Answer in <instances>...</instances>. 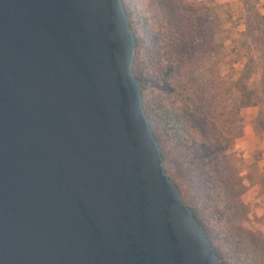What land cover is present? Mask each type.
I'll use <instances>...</instances> for the list:
<instances>
[{"label": "water", "instance_id": "water-1", "mask_svg": "<svg viewBox=\"0 0 264 264\" xmlns=\"http://www.w3.org/2000/svg\"><path fill=\"white\" fill-rule=\"evenodd\" d=\"M122 0H0V264H224L165 173Z\"/></svg>", "mask_w": 264, "mask_h": 264}, {"label": "trees", "instance_id": "trees-1", "mask_svg": "<svg viewBox=\"0 0 264 264\" xmlns=\"http://www.w3.org/2000/svg\"><path fill=\"white\" fill-rule=\"evenodd\" d=\"M135 50L145 45L162 64V72L143 76L137 57L132 72L141 85L142 105L163 158L169 143L186 150L197 168L196 178L208 201L202 208L190 207L224 264H264V253L244 238L215 234L214 220L230 224L226 195L238 187L239 174L229 162L239 133L241 111L251 99L244 81L235 83L241 93L239 105H230L232 86L212 67L202 74L210 56L220 22L212 4L198 0H122ZM264 19L249 17L245 36L250 49L264 62ZM144 30L138 31V26ZM250 57L244 79L252 75ZM260 94L264 100V69ZM264 131V116L261 122Z\"/></svg>", "mask_w": 264, "mask_h": 264}, {"label": "rangeland", "instance_id": "rangeland-1", "mask_svg": "<svg viewBox=\"0 0 264 264\" xmlns=\"http://www.w3.org/2000/svg\"><path fill=\"white\" fill-rule=\"evenodd\" d=\"M212 4L218 15L220 28L214 35L210 56L204 60L202 74L214 67L221 78L231 86L230 105H239L241 93L235 87L244 81L251 99L257 106L248 105L241 111L239 133L228 159L239 174V186L231 195H226L228 210H232L230 224L214 220L215 234L226 245L224 237L244 238L264 253V131L261 126L264 116V100L260 94L261 73L264 62L250 49L245 36L249 17L264 19V0H198ZM264 25V23H263ZM144 28L138 26V31ZM143 76L152 77L162 72V64L150 55L145 45L134 51ZM252 57V75L244 79L245 67ZM165 173L179 189L182 201L193 208L208 205L207 198L196 178L197 168L185 149L169 143L164 157Z\"/></svg>", "mask_w": 264, "mask_h": 264}]
</instances>
